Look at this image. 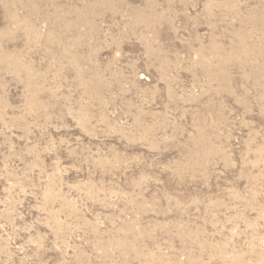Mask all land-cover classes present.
<instances>
[{
  "label": "rangeland",
  "instance_id": "374dc122",
  "mask_svg": "<svg viewBox=\"0 0 264 264\" xmlns=\"http://www.w3.org/2000/svg\"><path fill=\"white\" fill-rule=\"evenodd\" d=\"M0 264H264V0H0Z\"/></svg>",
  "mask_w": 264,
  "mask_h": 264
}]
</instances>
